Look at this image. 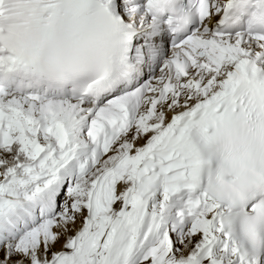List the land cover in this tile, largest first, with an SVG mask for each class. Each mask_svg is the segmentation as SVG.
<instances>
[{"label": "snow or ice", "instance_id": "snow-or-ice-1", "mask_svg": "<svg viewBox=\"0 0 264 264\" xmlns=\"http://www.w3.org/2000/svg\"><path fill=\"white\" fill-rule=\"evenodd\" d=\"M0 264H264V0H0Z\"/></svg>", "mask_w": 264, "mask_h": 264}]
</instances>
